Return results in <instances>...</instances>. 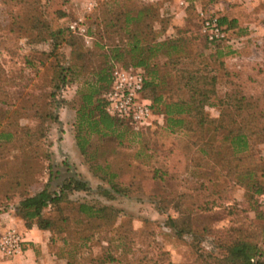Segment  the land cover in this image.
Listing matches in <instances>:
<instances>
[{"label": "rangeland", "instance_id": "1", "mask_svg": "<svg viewBox=\"0 0 264 264\" xmlns=\"http://www.w3.org/2000/svg\"><path fill=\"white\" fill-rule=\"evenodd\" d=\"M145 6L157 40L186 41L187 57H181L177 68L205 65V72L216 76L217 97L211 102L222 98L231 84L248 96L264 94L263 0H0V129L43 127V136L31 145L21 139L23 149L17 141L0 148V213H13L20 198L41 189L49 175L51 192L71 179L87 184L86 190L66 189L59 204L43 210L52 229L45 231V245L32 244L37 264H88L109 241L113 256L132 264H225L220 261L234 241L256 244L264 258V196L249 199L243 187L229 185L212 169L193 166L194 133L167 129L153 113L145 129L117 126L103 138L91 134L86 156L76 146L72 104H78L77 82L92 78L90 71L102 63L96 42L105 51L118 44V36H105L101 20L113 12L135 13ZM56 10L65 15L58 18ZM223 17L226 23L217 22L223 37L209 41L204 20ZM36 18L52 28H67L84 50L93 52L80 79L60 87L53 99L49 94L54 92L59 66L66 67L73 59L69 46L61 42L53 49L48 35L33 29ZM130 54L111 59L113 70L132 66L135 60ZM155 63L154 78L163 82V97L185 98V91L174 86L176 72L166 58L159 55L151 62ZM54 99L64 101L54 108ZM44 112H54L57 121L44 119ZM204 114L216 119L219 109L207 105ZM254 149L264 156V143ZM28 150L33 151L32 159H25ZM91 166L106 179L96 176ZM111 174L122 193L104 192ZM79 203L106 211L89 220L77 212ZM11 227L21 234L23 250L24 233Z\"/></svg>", "mask_w": 264, "mask_h": 264}, {"label": "trees", "instance_id": "2", "mask_svg": "<svg viewBox=\"0 0 264 264\" xmlns=\"http://www.w3.org/2000/svg\"><path fill=\"white\" fill-rule=\"evenodd\" d=\"M186 1L191 2V0ZM149 10V7L145 6V10L140 8L135 10V13L132 12L134 10L109 12L110 15L101 20L105 36L109 38L118 36L117 41L121 46L115 44L110 50L105 51L104 45L96 42L94 48L102 51L100 53L102 63L97 71H90L92 78H82L77 82L78 104L77 106L74 103L72 105L77 117L75 143L79 151L83 156H86L91 134L103 138L109 134L108 132L117 130V126H127L135 130L145 129L149 126L135 127L128 121L114 119L106 113L105 103L101 97L112 81L113 64L110 63V60L117 61L122 54L131 53V59L135 60L132 66L142 69L144 75L143 96L150 101L152 112L159 117L161 123L164 122L165 128L183 129L196 135L193 144L197 154L194 157L193 166L212 169L227 179L229 185L243 187L245 195L249 199L253 196H264V156L254 149L255 144L264 143V94L259 97L248 96L238 86L231 84V89L222 98H218L215 103L211 102L212 98L216 99L217 97L216 76L205 72V65L198 69L177 68L176 64L180 63L181 57H187L184 52L186 41L181 38L157 40L151 25L152 16L149 15ZM55 14L58 15V18L65 15L61 10H56ZM226 21V18L223 17L217 22L224 24ZM32 27L37 32L48 35L53 49L57 48L61 42L70 48L73 62L66 67L59 66L54 92L49 94L53 99L55 92L60 87L63 88L80 79L79 76L89 68V56L93 52L84 50L78 43L77 37L72 35L67 28H52L49 23L37 18ZM183 53L185 54L182 55ZM159 55L165 57L170 63V69L175 70L174 86L180 91H185V98L172 101L163 97L160 92L163 82L156 81L154 78L157 74V65L156 63L151 64L154 58ZM63 101L54 99V108L60 106ZM207 105H213L219 109V116L216 119L208 118L204 114V107ZM43 117L57 121L54 112H44ZM40 127L34 131L28 128L18 130L17 125L13 131L0 129V148L3 149L6 144L17 141L18 148L23 149L25 146L23 142H20L22 138L27 139L26 145H31L37 138L43 136V127ZM32 154L31 150L24 152L25 159H32ZM91 168L100 179H106L105 176L98 174V168L94 169L92 166ZM113 176L111 174L107 178L109 188L104 192L107 194L110 192L122 193L123 190L119 185L111 180ZM158 177H161V174ZM50 182L51 176L49 175L41 189L33 194H24L14 207V215L24 221L26 228H31L34 225L39 230L51 231L52 222L43 217V210L49 205L59 204L66 189L77 191L87 189L85 181L71 179L68 183L61 184L58 192H51L49 190ZM14 184L17 186L20 183L15 181ZM219 191L213 192L219 194ZM212 202L214 203V200ZM202 209L206 210L207 206ZM105 211L106 208H95L85 203L77 205V212L89 220L99 217L98 215ZM170 219V226L175 227V220ZM182 232V228L177 230L179 234ZM106 243L104 252L98 257L89 258L88 264H132L122 262L120 258L113 256L112 248L110 249L111 241ZM262 257V250L256 244L247 241H234L226 247L225 255L220 262L225 264H264Z\"/></svg>", "mask_w": 264, "mask_h": 264}, {"label": "built area", "instance_id": "3", "mask_svg": "<svg viewBox=\"0 0 264 264\" xmlns=\"http://www.w3.org/2000/svg\"><path fill=\"white\" fill-rule=\"evenodd\" d=\"M203 30L209 41L223 37L216 18L205 19ZM112 81L101 97L105 111L117 120L128 121L133 126H148L152 123L153 112L150 101L143 96L144 75L139 67H116L111 74ZM23 238L10 227L0 234V255L10 258L21 253Z\"/></svg>", "mask_w": 264, "mask_h": 264}, {"label": "crops", "instance_id": "4", "mask_svg": "<svg viewBox=\"0 0 264 264\" xmlns=\"http://www.w3.org/2000/svg\"><path fill=\"white\" fill-rule=\"evenodd\" d=\"M11 226H17L18 229L24 233L25 244L21 254L12 259H4L0 257V264H37L32 244L36 245L37 243H40L45 245V231L38 230L35 227L26 229L13 213H0V233Z\"/></svg>", "mask_w": 264, "mask_h": 264}]
</instances>
